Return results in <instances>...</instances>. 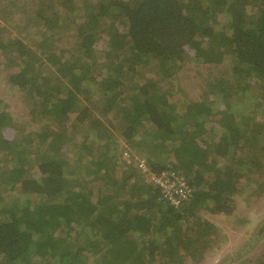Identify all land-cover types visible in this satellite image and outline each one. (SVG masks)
Returning a JSON list of instances; mask_svg holds the SVG:
<instances>
[{"label": "trees", "instance_id": "16d2710c", "mask_svg": "<svg viewBox=\"0 0 264 264\" xmlns=\"http://www.w3.org/2000/svg\"><path fill=\"white\" fill-rule=\"evenodd\" d=\"M25 2L0 0L28 119L0 98V264L202 263L220 244L204 211L264 197V0ZM188 63L208 73L197 98L176 94ZM136 156L191 198L173 205Z\"/></svg>", "mask_w": 264, "mask_h": 264}, {"label": "rangeland", "instance_id": "374dc122", "mask_svg": "<svg viewBox=\"0 0 264 264\" xmlns=\"http://www.w3.org/2000/svg\"><path fill=\"white\" fill-rule=\"evenodd\" d=\"M39 2L40 0H26L25 4L36 7ZM38 28L34 24L28 29H24L23 26L15 27L12 24H5L4 30L7 36H18L21 38L31 36L32 38H36L40 36ZM207 76L208 73H205V70L199 66L196 67L194 63L184 64L179 71L177 85L180 88L176 94L181 97L197 98L200 94H203ZM16 94L17 91L10 90L5 70L1 67L0 98H5L9 102L10 111L13 115L18 116L21 120H28L24 118L26 115L18 105V102L21 104L19 101L21 98ZM129 150L132 151L131 149ZM245 196L246 194L239 196L235 211L231 214L220 215L204 211V218L216 224V229L220 236V244L219 240L215 239L212 250L206 254V258L200 264H230L227 261L231 258L234 259L231 264L250 262L251 259L256 260L260 245L264 244V227L262 224L264 218V197L257 199L253 203L246 201ZM235 225L237 226L235 227ZM252 236H257L256 244L251 243L253 241ZM245 248L247 249L243 250Z\"/></svg>", "mask_w": 264, "mask_h": 264}, {"label": "built area", "instance_id": "2783aa9c", "mask_svg": "<svg viewBox=\"0 0 264 264\" xmlns=\"http://www.w3.org/2000/svg\"><path fill=\"white\" fill-rule=\"evenodd\" d=\"M124 156L128 158L131 157L132 154L130 151H126ZM135 160H138L141 170H144V172L148 171L147 174L149 178L161 188L165 197H167L173 205L178 207L182 204V200L187 201L191 198L193 188L186 183L184 177L178 176L170 171H164L159 175H153L150 173L144 158L136 156Z\"/></svg>", "mask_w": 264, "mask_h": 264}, {"label": "clouds", "instance_id": "9594fccd", "mask_svg": "<svg viewBox=\"0 0 264 264\" xmlns=\"http://www.w3.org/2000/svg\"><path fill=\"white\" fill-rule=\"evenodd\" d=\"M132 154V153H131ZM133 155V154H132Z\"/></svg>", "mask_w": 264, "mask_h": 264}]
</instances>
